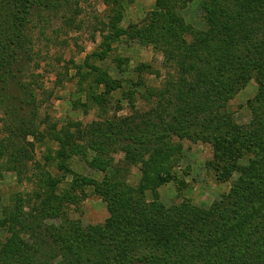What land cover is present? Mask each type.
I'll use <instances>...</instances> for the list:
<instances>
[{"label":"trees","instance_id":"trees-1","mask_svg":"<svg viewBox=\"0 0 264 264\" xmlns=\"http://www.w3.org/2000/svg\"><path fill=\"white\" fill-rule=\"evenodd\" d=\"M136 1L103 0L109 9L107 28L113 33L105 40L152 46L162 53L165 67L174 69L175 77L159 93L156 109L124 119L121 128L93 123L63 136L65 131H56L55 139L60 145L57 168L67 172L70 161L86 155L87 148L96 152L89 165L106 172L112 160L103 148L123 144L122 152L142 172L139 187L110 177L103 183L82 178L59 194V180L53 182L37 163L38 189L27 193L28 199L23 195L12 199V209L0 218V264H264V0H207L203 30L186 24L181 14L185 0H157L145 24L123 29L124 6ZM67 4L68 0L21 4L0 0V20L7 8L13 18L12 32L0 36L3 82L18 76L17 57L32 53L26 33L30 17L38 11L57 15ZM102 77L98 76L97 86L110 93L121 88L110 76ZM252 81L258 86L249 102L252 121L247 127L237 126L226 109ZM16 84L23 97L0 89L8 117L0 130L1 183L5 172L23 182L34 161L35 144L28 139L37 138L38 128L29 123L36 113L33 108L27 122L22 112L36 106L37 97L23 81ZM92 94L88 92V101ZM88 138L102 150L84 144ZM176 138L202 140L213 147L218 179L230 187L209 209L189 202L167 207L160 200L158 188L171 181L173 160L182 152ZM80 180L94 184L101 193L109 214L103 224L71 228L63 224L64 208L76 202Z\"/></svg>","mask_w":264,"mask_h":264},{"label":"rangeland","instance_id":"rangeland-1","mask_svg":"<svg viewBox=\"0 0 264 264\" xmlns=\"http://www.w3.org/2000/svg\"><path fill=\"white\" fill-rule=\"evenodd\" d=\"M17 1L25 3V0ZM156 1L137 0L134 4H125L120 26L128 29L130 25L145 24L156 9ZM206 1H184L186 5L181 14L188 26L196 30L204 29L203 4ZM7 9L0 20L1 37L12 32L13 18ZM107 12L109 9L103 0H68L67 7L57 15L38 11L30 17L26 33L31 41V59L20 54L17 57L19 61L14 62L17 80L11 78V81L7 79L3 82L0 76V89L6 87L9 93L18 95L22 90L16 83L23 81L37 97L36 106L25 107L22 112L27 122L31 119L33 108L36 113L29 123L34 122L38 128L37 138L28 139L35 144L34 161L29 164L23 182H19L14 173H4L0 182V218L3 211L12 209V199L21 195L27 197V193L33 194L38 189L37 178H34V174L40 172L35 169L37 163L42 170L50 173L53 182L59 180V194L69 189L75 179L82 178L103 183L110 177L134 188L139 187L142 172L122 152L123 144L103 148L89 138L84 143L103 148L105 157L112 160L111 168L106 172L89 165L96 155L90 148H87L86 155L70 161V172L58 170L56 165V152L60 149L55 139L56 131H65L60 133L63 136L67 131L73 133L77 127L93 123L111 124L109 127L117 130L118 126L122 127L124 119L140 118L141 114L156 109L159 93L164 91L167 81L175 77L174 69L165 67L162 53L152 46L125 39L117 42L105 40L113 34L107 28ZM94 68L98 71H93ZM99 75L101 78L102 75L110 76L121 88L110 93L103 85L97 86ZM88 92L93 93L90 101L87 100ZM257 93L258 86L252 81L229 102L226 110L234 124L242 127L250 125L253 113L249 102ZM161 105L172 110L166 100H161ZM7 118L0 103L1 131ZM175 141V144H180L182 152L173 160L171 181L158 188L160 200L167 207L189 202L209 209L221 200L230 187L229 183L218 179L213 147L202 140L176 138ZM78 183L82 187L77 189L76 202L65 206L63 224L68 228L103 224L109 214L101 193L94 184H83L82 180ZM39 187L46 189L40 186V182ZM147 199L153 200L150 191L147 192ZM52 222L61 224V221Z\"/></svg>","mask_w":264,"mask_h":264}]
</instances>
